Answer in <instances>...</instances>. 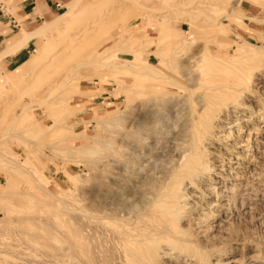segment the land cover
<instances>
[{
  "label": "rangeland",
  "instance_id": "374dc122",
  "mask_svg": "<svg viewBox=\"0 0 264 264\" xmlns=\"http://www.w3.org/2000/svg\"><path fill=\"white\" fill-rule=\"evenodd\" d=\"M71 2L60 13L69 11ZM90 2H106L102 18L89 13L75 23L74 35L60 36L61 28H53L70 16L67 12L52 27L35 31L40 37L27 61L46 47L42 62L24 68L26 61L3 83L6 87L22 70L16 92L0 94V105L5 104L0 110V264H131L123 250L124 220L113 213L123 206L115 200L122 192L119 181L126 175L145 184V172L175 154L169 143L179 144V137L170 136L177 131L164 134L163 153L158 148L168 127L159 126L174 121L166 111L173 100L193 103L205 79L245 73L264 58V0ZM65 42L73 48L51 57L52 48ZM236 44L257 59L237 56ZM185 68L203 78L188 80ZM186 79L199 85L187 88ZM245 81L248 90L235 106L223 108L206 135V172L181 190L185 206L176 227L183 228V236L189 233L191 246L169 250L157 264H264L263 70H253ZM103 91L112 96L109 104L97 103ZM160 103L168 105L157 113ZM154 115L160 120L152 124ZM214 187L225 197L215 196ZM218 200L226 205L218 206Z\"/></svg>",
  "mask_w": 264,
  "mask_h": 264
},
{
  "label": "bare ground",
  "instance_id": "6f19581e",
  "mask_svg": "<svg viewBox=\"0 0 264 264\" xmlns=\"http://www.w3.org/2000/svg\"><path fill=\"white\" fill-rule=\"evenodd\" d=\"M105 3L106 2L98 3V4H96V3L92 4L89 0H73V2H71V5L69 7V11H65L63 13H60L59 15H57L56 17H54L52 20H50L48 22H44L35 31L42 30V29H44L45 27H48V26L49 27H52L51 24L55 20L59 19L62 15L66 14L68 12L70 14V16H68V18L60 24V27H57L56 26L53 29H59V28H61V31L59 32L60 33V36H64L65 34H67V35H69V34L70 35H74L75 34V33H73L74 32L73 31L74 25H76L75 23H77L79 21V18L85 17L89 13L95 14L94 16H97L98 18H102L103 17L104 11H105V8H103V7H104V4ZM234 6L235 5L233 4V9L235 8ZM77 7H81L82 10H81L80 13L78 12L79 14L76 15L75 13H72V10L74 8H77ZM226 11H229V10H226ZM231 11H232V8H231ZM230 12H228V13H230ZM96 18H94V19L97 20ZM33 36H35V33H31V34L25 35V37L22 40L19 41L20 44L16 45V47L22 46L26 42V40L28 38H31ZM165 37H167V35H165ZM51 38H53V37H51ZM54 40L55 39H52L51 42H55ZM185 40L186 41H189V42H191L193 44V39L192 38H185ZM71 43L72 42H65L62 45V47H59V48L56 47L57 49H55V50H54V48H52V50L50 51V56L51 57L52 56H55L56 53H58L60 55L62 53L67 52L68 50H70L71 48H73V46H71ZM52 44H54V43H52ZM194 45L196 46V44H194ZM169 47H171V46H169ZM234 48H233V50H234ZM41 49H42L41 52H39L37 54L36 53L33 54L34 56L31 59H29V61H27L28 62V65H26L24 68H27V66L29 68L30 67L33 68V67L38 66L42 62V60L44 58V53H45V51H43V50L44 49L46 50L47 48L46 47L45 48L42 47ZM200 49L201 48L199 47V50L198 51H200ZM175 50L176 49H174V51ZM235 53H236L237 56L238 55L240 56V54L243 53L242 57H246L247 59H254L255 60V58H256V57H254L252 55H248L247 53L245 54V49L243 47H240L239 48V46L237 47ZM233 54H234V52H233ZM251 54H253V53L251 52ZM172 56H171V58H172ZM179 56L181 58H183L181 56V54L176 55V57L178 59H179ZM257 57H259V55ZM174 58H175V56H174ZM177 58L175 59L176 61H177ZM259 59H260V57H259ZM259 59L255 60L254 63L251 60L252 63H253V65L250 64L251 67L250 68L248 67L249 68V71H247L245 73H242V74H237V73H234L233 74V73H231V75H228L227 77L226 76L224 77L225 74H222L223 75V77H222L217 72L218 73L217 75L220 76L221 78H218V77L215 78L214 77V79L213 78L210 79L211 78L210 77L209 79H207V80L205 79L204 80L205 81L204 84L203 83H200L202 85H199L197 82L194 83L193 80H192L191 82H193L196 85L197 84L199 85V86H197V88L201 86V88L199 89L200 92H198V95H196L197 93L195 94V97L196 98H195V101H193V103L191 101V103L189 104V102L186 101V99H184V98H183L184 101H182V100L181 101H178V98H177V99H175V100L172 101V105H171L170 108H167V106H165L167 103H165V104H163V103L161 104L160 103L159 104V109L156 106L157 111L158 110H161V109H164L166 107L167 108L166 109L167 113L168 114L169 113H172L171 117L173 116L172 118H174V121L171 124H168V125H165V123L163 125H161V122H159L160 125H161V126L158 125L159 128H161L162 126H165V127L168 126L169 127V125L171 127V129H169V131L167 130L168 129V127H167L166 128V131L164 133L161 132V133H163L162 134V138L163 139L160 141V144H159V147H158V148H160V150H162V151H160V153H163V151H164L163 148L165 147V144L163 145V143H165L168 140V139H166V137L164 135L165 133H168V135H169L170 132L177 131L175 133L176 135L174 134L175 136L172 133H171L172 135H170V136L173 138V140H175L176 137L177 138L179 137V140L178 141H180V142H178L179 143L178 145H176L173 141H171V143H169L170 146H171V149L174 148L173 149V152L175 151V154L173 156L171 155L172 157L169 160V162H167V160H165L167 163L165 165L162 163V165H164V166H162V167L157 166L158 169L151 170V171H147V172H145V175L143 174L144 176L142 175L143 178L146 181L145 184H143L141 182L142 179H140V180L138 179L139 181L138 180H134V179L131 180V179L127 178V177L124 179V176H126V175H123V179L119 181V182H122L123 181V183H122L123 185L121 186L122 192L119 194V196L117 195V197H115V200L116 199H117V201L120 200V202L123 204V206H120L121 208H119L118 212H113V213H114V216L117 217L118 219L119 218H122L124 220V225H122L123 226L122 227V231H121L122 233L120 232V230L118 232L115 231V232H113V233L111 232V233L115 236L114 238H117L118 237V235L116 237V235L114 233H116V234L118 233L119 234V232H120L121 234H123V241H124V245H123V248L124 249L123 250H124V254H125V257H126L127 261H129L131 264H157L156 263V261H157L156 258L159 257L160 255H163L164 256V254H168L169 253V250L173 251L174 248L177 249V248H181V247L190 245L191 238H188V237H190L188 235L189 233L188 234L184 233V235H187L188 237L187 236H183V233L181 232V230L183 231V228L182 229L177 228V227H179V225L177 226V224H179L178 223V219H179V217H181L180 216L181 215L180 214V208L185 206V203H183V200L186 198V197H183V194H182L181 190H184L185 184H187V183L191 184L196 179H199V175H201V172L202 171H205L206 168L208 167L207 164H206V162H205V160H203V155H204L203 151L205 149L206 135L214 127V122L219 117L220 112L223 111V108L226 109V107H228L229 104L235 106L239 102L238 98L243 93H245L248 90V86L246 85L245 77H248L249 75H251L253 70L258 71V70L262 69L263 72H264V58L261 59V60H259ZM172 61H174V59ZM170 62H171V60H170ZM188 62H189V60H188ZM191 62H193V61H191ZM191 62H189V63H191ZM189 63H186L185 66H187L188 68L189 67L191 68L192 65L191 66L190 65L188 66ZM248 64H247V66H248ZM180 65H182V64H178L179 67H180ZM185 66H183V67H185ZM192 69L193 68H191V70L190 69L189 70L192 71ZM142 70H144V69L142 68ZM189 70L185 68V71L188 74L190 72ZM228 70H229V68H228ZM185 71H184V73H185ZM195 73H196V75H198L197 72H195ZM212 73H213V71H212ZM21 74H22V70H21V72L18 71L17 73H15V76H13V78L10 79L9 84L6 87H3L2 89H0V94H2V95L4 93H8L9 94V93L13 92L15 89H17V86H18V84H19V82H20V80L22 78V75ZM204 74L207 75L206 73H204ZM213 74H215V72ZM185 75L186 74H184V76ZM196 75L195 74H193V75H190L189 74L190 79H188V80H191ZM199 76L202 77V74L201 75H198V77ZM198 77L196 76V79H198ZM200 77H199V79H200ZM206 77H209V76H206ZM146 80H148V79H146ZM151 80H152V78H151ZM189 82H187V79H186V84L189 83ZM193 83L187 84V85H189V87H187V88H191L192 86H190V84L191 85H194ZM196 85H194V87H192V88L194 89L196 87ZM14 92H16V90ZM187 92H189V90H187ZM187 92H186V94H187ZM165 93H167V92H165ZM182 94H184V93H182ZM189 94H190V92H189ZM159 95H156V97L158 96V98H160ZM170 95H166V96L168 97ZM173 95H172V97H173ZM262 95H263V93H262ZM178 96H180V95H178ZM190 96H191V94H190ZM174 97H176V96H174ZM183 97H184V95H183ZM188 98H190V97L187 96V99ZM161 99L163 100V99H165V97H161ZM161 99H159V100H161ZM5 101H7V100H5ZM152 101H154V100H152ZM167 102H169V100ZM151 104H152V102H151ZM4 105L5 104H1L0 105V110H1V108L4 107ZM154 112H156V111H154ZM157 113H159V111ZM160 113H161V111H160ZM161 114L163 115V113H161ZM157 115L156 116L154 115V121L152 120L153 121L152 124H155V120L156 119L158 121L160 120V119H158L159 116H157ZM151 119H153V118H151ZM151 119H149L148 121H150ZM157 122H156V124H157ZM168 123H170V122H168ZM149 125H150V127H153V126H151V124H149ZM150 127H146V128H148L147 130L149 131V133H155L153 131V130H155V129H153L154 127L153 128H150ZM148 131H147V133H148ZM137 132H136V134H137ZM246 132H247V136H249L251 131L250 130H247ZM136 134H135V136L137 137V135L139 133L137 135ZM149 136H150V134H149ZM135 138H134V140H135ZM138 139H140V138L138 137ZM138 139H137V141H139ZM134 142L136 143V140ZM137 143H139V142H137ZM176 147L179 148V149L178 150H175ZM135 152H136V150L134 151V153ZM169 152H170V150H169ZM132 156L135 157L137 155H132ZM169 158L170 157H168V159ZM125 160L126 159H124V161ZM137 160L140 161L139 158H137ZM133 161H131V162L133 163ZM139 161H137V162H139ZM160 162H164V161L161 160ZM140 163L143 164V162H140ZM140 163H138V165ZM116 168H118V167H116ZM154 168H156V167H154ZM233 168H235V167H233ZM151 169H153V168H151ZM128 171H130V169L127 170V173H128ZM123 173H126V171L123 172ZM132 173H134V172H132ZM229 174L231 175V173H229ZM232 175H234V174H232ZM236 175H239V173L236 174ZM114 179H116V178H114ZM119 182H118V184H119ZM110 183H113V182L110 181ZM115 183H116V180H115V182L113 184H115ZM226 186L228 188L230 185L229 186L226 185ZM222 188H223V186H222ZM231 188H228L229 191H230ZM225 189H226V187H225ZM222 191L223 190H218V187H217V189H215V187H214L213 194H215V196H224L223 194L225 192L223 193ZM228 201H230V200H228ZM116 203H117V205L119 204V202H116ZM113 205H114V203H113ZM113 205H110L109 208H111V206H113ZM117 205H115V206H117ZM225 205H226V200L225 201L224 200H218V206L223 207ZM186 207H188V206H186ZM105 208H106V206H105ZM106 211H107V209H106ZM106 211H105V214H107ZM111 213H112V211H111ZM66 214H68V213H66ZM84 217H83V219H84ZM103 217H104V215H103ZM112 219H114V218H112ZM183 219H184V217H183ZM80 220H81V218H80ZM119 221H122V220H119ZM190 221L191 220H189V222ZM116 224H117V222H116ZM119 226H120V224H119ZM51 232H52V230H51ZM85 235H87V234H85ZM119 237L122 238V235L119 236ZM121 238H119V240ZM50 239H53V238L51 237L47 241H50ZM45 242L46 241H44V243ZM44 245L49 247L48 244H44ZM198 247H196V248H198ZM196 248H194V249H196ZM200 248H201V246H200ZM202 249H203V247H202ZM189 251L191 252V250H188V253H189ZM204 252H206V251H204ZM191 253H189V254H191ZM198 256H200V255H198ZM192 257H194V254H193ZM207 260H208V258H207ZM89 262H92V261H89ZM158 262H160V261H158Z\"/></svg>",
  "mask_w": 264,
  "mask_h": 264
},
{
  "label": "crops",
  "instance_id": "0c3cea01",
  "mask_svg": "<svg viewBox=\"0 0 264 264\" xmlns=\"http://www.w3.org/2000/svg\"><path fill=\"white\" fill-rule=\"evenodd\" d=\"M71 1L0 0V89L4 87L8 73L27 61L40 36L28 38L22 46L16 47L19 41L59 15L60 11L68 9ZM96 98L99 104H109L112 96L103 91Z\"/></svg>",
  "mask_w": 264,
  "mask_h": 264
}]
</instances>
